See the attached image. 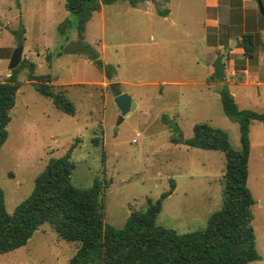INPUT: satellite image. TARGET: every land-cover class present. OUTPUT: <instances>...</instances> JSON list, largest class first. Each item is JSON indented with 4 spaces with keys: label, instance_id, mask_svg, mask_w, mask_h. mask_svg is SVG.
Instances as JSON below:
<instances>
[{
    "label": "rangeland",
    "instance_id": "obj_1",
    "mask_svg": "<svg viewBox=\"0 0 264 264\" xmlns=\"http://www.w3.org/2000/svg\"><path fill=\"white\" fill-rule=\"evenodd\" d=\"M66 1L0 0V81L12 72L11 55L22 45L23 59L36 64L35 74L49 73L54 89H62L76 107L75 114L59 109L28 79L27 64L19 70L8 137L0 148L6 210L13 213L30 195L51 158L70 154L74 185L89 187L96 178L110 181L105 222L122 227L132 210L146 209L149 199H158L175 183L156 223L178 233L205 228L210 214L223 205L226 158L221 150L191 147L185 139L193 135L195 123L208 122L226 129L233 148L240 147L239 123L225 114L219 93L229 71L221 80L209 72L212 57L204 37L215 12L205 0H152V7L151 0L136 6L129 0L103 4L87 23L85 40L92 48L79 52L73 50L76 18ZM225 1L231 8L219 7L217 12L237 19L235 0ZM255 6L256 13L249 12L245 24L232 32L262 36L258 0ZM158 9H169L170 17ZM220 29V35L207 30L228 45L229 31ZM95 55L115 65L112 80L95 63ZM114 82L137 102L119 123ZM227 86L239 93V108L264 113V101L254 98L259 91L264 99V85ZM249 132L248 186L255 199L252 223L261 257L248 264H264V124L254 121ZM77 247L45 223L25 245L0 252V264H68Z\"/></svg>",
    "mask_w": 264,
    "mask_h": 264
},
{
    "label": "trees",
    "instance_id": "obj_2",
    "mask_svg": "<svg viewBox=\"0 0 264 264\" xmlns=\"http://www.w3.org/2000/svg\"><path fill=\"white\" fill-rule=\"evenodd\" d=\"M116 1H66V7L76 18L78 40L73 50H91L92 46L85 40L88 21L103 4ZM129 1L135 6L144 2ZM158 12L167 15L168 11L158 9ZM259 41H262L261 35L255 32L242 34V63L244 58L253 60ZM95 57V63L108 70V79L112 80L116 75L115 65L104 64L97 55ZM26 64L30 70L28 79L41 94L51 98L59 109L69 114L76 112L74 103L64 91L54 89L52 76L49 73L35 74L36 64L23 59L5 80L0 81V148L8 137L10 112L16 104L20 87L17 74ZM112 85L116 95L122 93L118 82ZM219 93L225 114L239 123L240 147L233 148L226 129L208 122L195 123L193 135L185 139L191 147L221 150L226 158L223 205L210 214L205 228L178 233L156 223L163 200L173 192L175 183L158 199H149L146 209L132 210L122 227L105 222V189L110 181L96 178L89 187L74 185L72 172L75 165L70 154H66L49 160L36 177L30 195L18 204L13 213L6 210L4 191L0 186V252L25 245L37 229L49 223L61 238L78 243L68 264H248L259 259L261 256L256 248L252 223L255 199L248 186L249 131L253 120L264 124V113L240 109L227 85H223ZM175 127L180 131L177 123ZM93 141L100 143L99 137Z\"/></svg>",
    "mask_w": 264,
    "mask_h": 264
},
{
    "label": "crops",
    "instance_id": "obj_3",
    "mask_svg": "<svg viewBox=\"0 0 264 264\" xmlns=\"http://www.w3.org/2000/svg\"><path fill=\"white\" fill-rule=\"evenodd\" d=\"M153 1L151 0L150 2H148V5L152 7ZM231 4L232 3L228 4L225 0H205V6L207 8L212 9L215 12L214 16L212 17L213 24H207L206 25L207 29H210L212 31L218 30L217 34L220 35V31H219L221 30L220 28L226 27L227 30L229 31L227 33L229 34L228 36L229 45L233 38H236L237 43H240L242 34L245 31H248V30H245L242 34H235L234 32H232V29H234L235 27H239L241 24H245V19H247V14L249 12H253L254 14L256 13L255 0H235V4L237 5L236 7L239 10L237 19H234V16H231L227 19L222 18L219 12H217V9L219 7L230 9ZM165 10L168 11L165 18H169L170 10L169 9H165ZM207 29H206V34L204 37V43L206 46L207 54L212 57V61H211L212 67L209 72L213 74L214 72L213 63L216 57L219 54H222V51H224V49L226 48V41H223V40L216 41L215 35L214 34L211 35V33L208 34ZM261 38H262V41L258 42L257 47H256L255 57L251 61L248 60V58H244L245 59L244 63L241 62V60L243 59L241 55L244 52V48L242 46L239 45L237 48L230 49V52H229L230 56L227 55L228 60L226 61L224 60V64L226 62L225 64L226 74L229 71L228 74L230 75L228 77L227 82L223 83V85H228V84L229 85L235 84V85H240V86L242 85H256V86L264 85V33L263 32H262ZM218 39H219V36H218ZM231 76H233V78ZM230 91L232 92L236 100L239 93L237 91H232L231 89ZM254 98L256 99L257 102L264 101L259 91H258V95H256ZM236 103H237V100H236ZM254 121H257V120H253L251 122L250 129ZM251 147H252V144H251Z\"/></svg>",
    "mask_w": 264,
    "mask_h": 264
},
{
    "label": "water",
    "instance_id": "obj_4",
    "mask_svg": "<svg viewBox=\"0 0 264 264\" xmlns=\"http://www.w3.org/2000/svg\"><path fill=\"white\" fill-rule=\"evenodd\" d=\"M258 3H259L260 11H261L262 15L264 16L263 0H258ZM236 43H237V39L233 38L231 40L230 45L227 48V50L224 53L219 54L216 57V59L213 63L214 72L211 75L212 79L221 80V79L226 77L224 58L229 54L230 49L233 48L236 45ZM22 55H23V46L20 45L14 49V51L11 55L10 63H9V68L11 70L15 69L16 67H18L20 65V63L23 60ZM115 103L117 104V106L120 109V115H119L118 123L121 122L123 120V118L126 115H128L132 110H134L137 106L136 100L133 99L131 97V95L127 92H122V93L116 95Z\"/></svg>",
    "mask_w": 264,
    "mask_h": 264
}]
</instances>
